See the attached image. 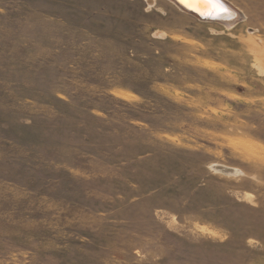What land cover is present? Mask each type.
Masks as SVG:
<instances>
[{"label": "rangeland", "instance_id": "rangeland-1", "mask_svg": "<svg viewBox=\"0 0 264 264\" xmlns=\"http://www.w3.org/2000/svg\"><path fill=\"white\" fill-rule=\"evenodd\" d=\"M225 2L0 0V264H264V0Z\"/></svg>", "mask_w": 264, "mask_h": 264}, {"label": "bare ground", "instance_id": "bare-ground-1", "mask_svg": "<svg viewBox=\"0 0 264 264\" xmlns=\"http://www.w3.org/2000/svg\"><path fill=\"white\" fill-rule=\"evenodd\" d=\"M176 7H178L183 12L189 13L183 8L179 7V3L183 5L184 8L192 9L196 11L200 16L218 18L226 21H233L236 17H238V13L233 9L225 0H220V4L222 8H211L207 5L206 0H169ZM226 9V11L224 10ZM191 14V13H189ZM192 15V14H191ZM233 24V23H232Z\"/></svg>", "mask_w": 264, "mask_h": 264}, {"label": "water", "instance_id": "water-1", "mask_svg": "<svg viewBox=\"0 0 264 264\" xmlns=\"http://www.w3.org/2000/svg\"><path fill=\"white\" fill-rule=\"evenodd\" d=\"M179 7L183 8L186 11H188L189 13H191L192 15H194L195 17H197L200 20L213 21V22H222V23L224 22V20L218 19V18H211V17H208V16L202 17L196 11H194L192 9L184 8L183 5H181L180 3H179Z\"/></svg>", "mask_w": 264, "mask_h": 264}, {"label": "snow or ice", "instance_id": "snow-or-ice-1", "mask_svg": "<svg viewBox=\"0 0 264 264\" xmlns=\"http://www.w3.org/2000/svg\"><path fill=\"white\" fill-rule=\"evenodd\" d=\"M206 3L209 7L215 9V8H222V5L220 4V0H206ZM226 11V9H224Z\"/></svg>", "mask_w": 264, "mask_h": 264}]
</instances>
